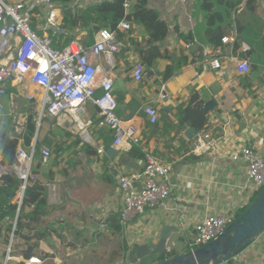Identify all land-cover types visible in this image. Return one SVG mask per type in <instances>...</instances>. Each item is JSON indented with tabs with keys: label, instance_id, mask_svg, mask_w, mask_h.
<instances>
[{
	"label": "crops",
	"instance_id": "0c3cea01",
	"mask_svg": "<svg viewBox=\"0 0 264 264\" xmlns=\"http://www.w3.org/2000/svg\"><path fill=\"white\" fill-rule=\"evenodd\" d=\"M18 1L22 0H6ZM29 1L35 5L37 0ZM133 4L125 15L132 12ZM147 6L168 25L161 52L165 51L169 60H157L151 68L144 65L143 79L134 81L131 68L139 60L136 46L144 47L146 32L131 22L130 34L120 40L123 48L112 59L113 66L104 62L101 66L111 69L107 75L112 80L117 115L138 128L136 146L168 165L172 185L169 198L162 207L148 209L121 226L118 217L122 197L117 176L140 170L144 162L129 154L133 146L125 152L114 148V155L108 156L106 150L113 148L110 131L94 127V137L104 148V153L97 155L94 147L80 144L77 127L67 115L52 118L36 112L41 96L34 86L8 81L6 95L0 97V132L16 138L17 146L23 147L20 142L28 118H34L31 144L37 159L40 157L36 176L45 187L47 208L44 216L30 224L32 230L23 229L14 242L13 226L9 235L5 229L16 221L0 223V264H27L31 258L40 260V264H123L130 246L151 239L156 242L163 226H175L192 238L194 225L203 218L224 214L235 217L259 194L246 184L244 163L233 161L231 155L241 146L264 155V0H147ZM58 11L57 27L49 31L51 38L60 30L62 15ZM32 13V27L40 28L41 5ZM85 34L78 31L73 42H82ZM223 38L229 43L222 44ZM208 51L213 52L211 58L220 62L221 69H209L204 55ZM240 61H247L249 72L238 73ZM168 64L176 70L165 80L162 73ZM103 74L100 72V77ZM160 81L166 88L163 102L153 101ZM195 93L202 108L209 100L216 103L214 110L207 114L202 111L205 124L201 130L216 129L222 136L213 151L199 156L189 154L191 142L201 131L199 123L178 119L179 109H185ZM28 94L33 95L31 101ZM148 103L158 110L156 124H150L143 113ZM81 111L77 113L79 118L95 126V107L88 103ZM13 117L20 118L19 125L25 127L22 135L13 134ZM188 128L196 130L191 138L186 136ZM42 146L51 150L46 164L40 156ZM0 162L13 165L3 162L1 153ZM19 242L21 245L7 255V244ZM28 246L33 250L26 260L22 252ZM233 258L223 264H264V230Z\"/></svg>",
	"mask_w": 264,
	"mask_h": 264
},
{
	"label": "built area",
	"instance_id": "2783aa9c",
	"mask_svg": "<svg viewBox=\"0 0 264 264\" xmlns=\"http://www.w3.org/2000/svg\"><path fill=\"white\" fill-rule=\"evenodd\" d=\"M86 1L100 3L111 0H73L72 5L85 6L83 3ZM176 1L185 3L187 0ZM132 3L125 1L124 10H128ZM37 5H41L40 21L43 22L40 28L34 29L32 12ZM58 13L51 0H37L35 5L29 0L15 3L0 0V97L6 95L8 81L17 86L28 83L40 92L41 98L35 105L36 112L40 116L45 114L52 118L67 115L77 127L80 144L94 147L97 155L104 153L103 146L98 145L92 131L96 127L110 131L113 148L128 151L139 142L138 128L131 121H125L117 115L112 80L107 75L111 69L101 66V62L110 68L113 66L112 59L123 48L122 42L116 39V32L130 31L131 22L121 20L115 31L98 30L91 45L75 41L62 49H55L49 31L57 27ZM179 43L183 47L187 46L183 41ZM228 43V38L222 39V44ZM204 55L207 57L205 62L209 69H221L220 62L211 58L213 52L208 51ZM237 71L240 74L249 72L247 61H240ZM100 72L104 73L102 77ZM145 74V66L139 60L133 62V80L139 82ZM99 90L100 94H97ZM166 98L165 83L160 81L153 101L163 102ZM27 99L31 101L33 95L28 94ZM88 103L97 111L95 126L89 120H81L77 115ZM143 113L150 124L157 123L158 110L151 103L145 105ZM13 123V134L22 135L25 127L19 125L20 118L13 117ZM221 137V133L216 129L201 130L191 142L189 154L199 156L213 151ZM34 154V143L29 149L18 145L12 166L0 162V178L13 173L23 182L17 196L19 202L28 180H38L36 175H31ZM50 155L51 150L48 147L40 148L42 164L47 163ZM231 158L233 161L244 163L245 181L248 186L259 192L264 189V155L247 146H241ZM143 161L140 170L117 176L122 197V208L118 217L121 226L135 220L148 209L162 207L170 196L172 185L168 165L150 153L145 155ZM234 219L232 214L203 218L194 225L195 235L192 238L186 236L188 249L194 250L216 240ZM15 224L16 222L12 225L13 229ZM9 251L10 247L7 255ZM27 264H40V260L31 258Z\"/></svg>",
	"mask_w": 264,
	"mask_h": 264
},
{
	"label": "trees",
	"instance_id": "16d2710c",
	"mask_svg": "<svg viewBox=\"0 0 264 264\" xmlns=\"http://www.w3.org/2000/svg\"><path fill=\"white\" fill-rule=\"evenodd\" d=\"M125 1L134 2L132 12L129 15H125L123 7ZM51 3L56 9L60 10L62 15L60 30L52 35V46L55 49H62L73 42L78 31L86 33L85 39L81 43L91 45L94 43L98 30L108 29L115 31L117 24L121 20H126L141 25L146 32L144 47L140 44H138V47L136 46L139 61L143 65L151 68L157 60H169L170 58L165 51L161 52L163 43L168 37V25L155 10L147 6V0H111L87 6L72 5L73 0H51ZM129 34L130 32L126 34L116 32V39L119 41L124 40ZM129 41L131 42L132 40ZM175 70L176 67L168 64L162 73L163 78L165 80L171 78ZM189 103L185 109H179L178 119L180 122L195 119L199 123L198 130L200 131L205 124V116L202 113V103L196 93L191 96ZM34 133L35 120L30 116L26 124V131L22 135V145L25 149L30 148ZM17 143L18 140L16 138H9L5 135V132H0V153L3 162L14 164ZM129 154L139 160H144L145 158V154L136 145H133ZM39 159H37L35 151L31 175L38 173ZM22 184L23 182L13 173L3 175L0 178V223L16 221L13 242L17 237H21L23 229L30 228L32 230L30 224L37 222L44 216L47 208L45 187L39 180L32 181L29 179L21 201H15ZM240 214L239 212L235 219ZM11 226V223L6 226L5 231L8 235L11 232ZM16 245H21V243L19 242ZM32 250L33 246H28L27 251L24 250L22 252L24 259L30 258L29 255Z\"/></svg>",
	"mask_w": 264,
	"mask_h": 264
},
{
	"label": "water",
	"instance_id": "95a60500",
	"mask_svg": "<svg viewBox=\"0 0 264 264\" xmlns=\"http://www.w3.org/2000/svg\"><path fill=\"white\" fill-rule=\"evenodd\" d=\"M215 107V101L209 100L203 104L202 111L207 114ZM195 134L193 128L186 131L188 138ZM114 153V148L106 150L108 156ZM263 230L264 189L216 240L190 250L185 242L186 236L177 227L163 226L156 242L151 239L143 245L130 246L125 252L123 264H223L241 252Z\"/></svg>",
	"mask_w": 264,
	"mask_h": 264
},
{
	"label": "rangeland",
	"instance_id": "374dc122",
	"mask_svg": "<svg viewBox=\"0 0 264 264\" xmlns=\"http://www.w3.org/2000/svg\"><path fill=\"white\" fill-rule=\"evenodd\" d=\"M36 129V128H35ZM43 175V174H42ZM42 175H41V179L43 180V177H42ZM45 177V176H44ZM46 178V177H45ZM8 246H9V243L7 244V250H8ZM10 251L12 252V250H13V248L15 247V245L14 244H11L10 245Z\"/></svg>",
	"mask_w": 264,
	"mask_h": 264
}]
</instances>
